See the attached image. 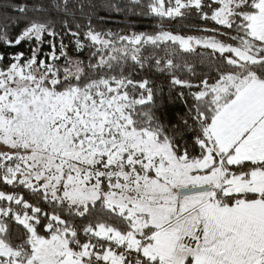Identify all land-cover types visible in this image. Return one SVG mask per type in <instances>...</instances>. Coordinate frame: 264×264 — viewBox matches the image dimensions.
I'll return each mask as SVG.
<instances>
[{
	"label": "snow or ice",
	"instance_id": "6c2138e0",
	"mask_svg": "<svg viewBox=\"0 0 264 264\" xmlns=\"http://www.w3.org/2000/svg\"><path fill=\"white\" fill-rule=\"evenodd\" d=\"M0 264H264V0L0 3Z\"/></svg>",
	"mask_w": 264,
	"mask_h": 264
},
{
	"label": "trees",
	"instance_id": "16d2710c",
	"mask_svg": "<svg viewBox=\"0 0 264 264\" xmlns=\"http://www.w3.org/2000/svg\"><path fill=\"white\" fill-rule=\"evenodd\" d=\"M4 0H0V3H3ZM125 3L128 0H124ZM100 16H103L105 19L102 22H98V30L103 29L104 31L111 30L112 32H124V31H151L155 26V21L151 17H138L132 16L130 13L126 14L124 12L120 13H108L100 12ZM67 42V41H66ZM27 47V46H25ZM170 107H175L170 105Z\"/></svg>",
	"mask_w": 264,
	"mask_h": 264
}]
</instances>
